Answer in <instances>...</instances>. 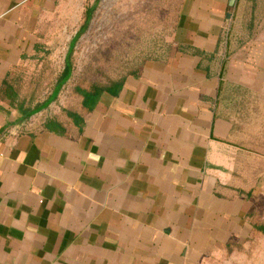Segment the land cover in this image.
Wrapping results in <instances>:
<instances>
[{"label":"crops","instance_id":"obj_1","mask_svg":"<svg viewBox=\"0 0 264 264\" xmlns=\"http://www.w3.org/2000/svg\"><path fill=\"white\" fill-rule=\"evenodd\" d=\"M61 1L0 0V264H216L264 197V80L225 81L219 46L231 18L252 38L264 0L194 1L180 48L80 124L44 115L56 99L31 114L14 77ZM234 50L229 71L257 69Z\"/></svg>","mask_w":264,"mask_h":264},{"label":"rangeland","instance_id":"obj_2","mask_svg":"<svg viewBox=\"0 0 264 264\" xmlns=\"http://www.w3.org/2000/svg\"><path fill=\"white\" fill-rule=\"evenodd\" d=\"M194 1L100 0L96 4V0H62L43 28L39 50L24 59L14 73L15 80L21 85L20 93H29L36 87L34 102L48 100L65 67L71 42L85 21L86 11L95 4L88 30L74 48L72 77L44 115L45 112L48 116L63 112L71 101L72 90L80 81L99 84L108 79L125 80L139 74L146 65L167 61L180 48L174 43V36L181 15ZM239 23L240 20L235 22L232 18L225 22L219 46L227 69L224 79L264 80V16L261 23L253 27L252 38L246 42ZM239 43L250 47L246 59L257 65L255 71H229L233 60L240 62L244 58L234 50ZM28 97L32 99V96ZM251 218L253 229L234 247L226 249L216 264H264V197L257 201Z\"/></svg>","mask_w":264,"mask_h":264},{"label":"trees","instance_id":"obj_3","mask_svg":"<svg viewBox=\"0 0 264 264\" xmlns=\"http://www.w3.org/2000/svg\"><path fill=\"white\" fill-rule=\"evenodd\" d=\"M100 0H96V4ZM96 4L93 7H90L86 11L85 15V21L83 25L81 26L79 32L77 35L73 38L69 53L65 60V67L61 73V75L58 77L55 83V88L52 96L47 102H44L42 104H37L32 110L31 114H35L47 106L50 105V103L55 100L59 94V92L62 90V88L65 86L67 82L70 81L73 73V65H72V55L74 52L75 45L78 41V39L88 30V26L93 18V14L96 10ZM137 75V74H135ZM126 80V79H125ZM124 79L122 80H112L108 79L105 83H99V84H91L84 81H80L75 88L72 90V97L69 104L64 108L63 114L67 118L65 121L67 122H73L75 121L77 124H80L82 122V117L85 113L92 112L96 106L99 103L100 98L104 94H110L113 96H117L120 91L122 90L124 86ZM36 87H33L30 89L29 93H25L26 95L33 97L36 95ZM17 91L21 92V88L19 87ZM260 230V229H259Z\"/></svg>","mask_w":264,"mask_h":264},{"label":"water","instance_id":"obj_4","mask_svg":"<svg viewBox=\"0 0 264 264\" xmlns=\"http://www.w3.org/2000/svg\"><path fill=\"white\" fill-rule=\"evenodd\" d=\"M234 1H235V0H231V1H230L229 4H230L231 7H233V5H234ZM230 17H231V13H228V14H227V18L229 19Z\"/></svg>","mask_w":264,"mask_h":264}]
</instances>
